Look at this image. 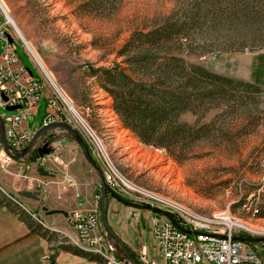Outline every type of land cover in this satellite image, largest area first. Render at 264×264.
<instances>
[{
    "label": "rangeland",
    "instance_id": "1",
    "mask_svg": "<svg viewBox=\"0 0 264 264\" xmlns=\"http://www.w3.org/2000/svg\"><path fill=\"white\" fill-rule=\"evenodd\" d=\"M86 2L0 0V21H8V29L15 37V54L24 67L34 77L40 75L49 89L56 86L82 114L78 124L100 158V164L93 159L94 162L100 171V166L105 167L120 189L132 198L119 197L135 204L138 203L133 198L163 204L173 213L193 219L226 215L245 227L243 235L264 237V88L238 87L240 91L233 94L236 99L232 101L216 96L205 114L202 111L183 114L182 121L210 128L187 159L177 163L164 150L143 146L130 131L122 128L112 110L111 98L100 87L102 79L96 75L100 69L115 64L125 68L118 52L130 35L170 18L187 22L190 27L167 53L242 81L245 80L239 74L244 72L247 61L257 56L262 65L258 77L264 80V0H249L259 15L253 22L233 19L228 0H217L214 10L204 0ZM202 7L204 12H208L206 7L210 9L207 17H198ZM2 46L0 42V53ZM154 53L158 57L166 54L165 51ZM45 110L43 101L37 115L31 116L30 127L34 132L41 128ZM11 113L0 107V116ZM81 139L91 155L86 141ZM94 205L100 216V230H105L103 210L112 232L107 219V196L101 204L98 198ZM146 224L150 231L149 217ZM109 236L120 254V245ZM53 239L48 261L58 242L69 240L62 235H54ZM74 241L80 244L77 236ZM145 245L149 254L157 257L152 236L145 238ZM125 250L129 251L126 247ZM257 250L264 259V242L258 243ZM141 251L142 248L137 253L129 251L133 263L145 264ZM121 260L132 264L125 256Z\"/></svg>",
    "mask_w": 264,
    "mask_h": 264
},
{
    "label": "built area",
    "instance_id": "2",
    "mask_svg": "<svg viewBox=\"0 0 264 264\" xmlns=\"http://www.w3.org/2000/svg\"><path fill=\"white\" fill-rule=\"evenodd\" d=\"M8 25V21H0V42L3 43L0 53V107L17 108L10 111L12 113L9 115L0 116L8 146L5 148L0 139V168L16 162L19 171L25 172L23 177L27 181V190L41 193L50 183V178L41 176L36 171L35 176H31L29 172L36 170L38 166H43L44 169L53 166L61 177V190H66L67 187L75 185L71 171L76 162L75 152L66 158L63 151H54L36 163L14 158L15 154L21 152L34 137L24 124L35 114L41 99L44 97L47 100V116L43 126L54 123L66 124L86 141L93 159L98 164L99 155L93 150L91 142L87 141V135L78 124L82 114L74 109L56 86L49 89V84H46L40 75L34 77L32 73L29 74L28 69L18 60L13 44L15 37L12 30L8 29ZM100 168L103 182L111 192L120 197L132 198L126 191L120 189L105 167ZM134 199L137 198H133V202L166 212L174 220L173 222L166 216L151 214L150 232L157 247L159 260L148 261L147 251L142 248L141 259L145 264H264V259L257 250L258 243L244 240L251 238L243 235L245 227H240V224L231 220L229 216L192 219L183 213H173L172 210L164 208L163 204ZM68 222L80 243L97 248V255L107 254L110 264H124L125 261L117 258L100 230V216L96 205L89 209L74 210L69 214Z\"/></svg>",
    "mask_w": 264,
    "mask_h": 264
},
{
    "label": "trees",
    "instance_id": "3",
    "mask_svg": "<svg viewBox=\"0 0 264 264\" xmlns=\"http://www.w3.org/2000/svg\"><path fill=\"white\" fill-rule=\"evenodd\" d=\"M105 1L106 4L111 3L110 0ZM204 1L213 10L217 6V0ZM228 1L233 19L243 18L253 22L256 17L259 18L258 11H254L249 0ZM203 9L199 8L198 17H207L210 9L205 8L208 12ZM188 27L190 25L187 22L168 18L149 30L134 32L118 52V57L124 59L126 67L115 64L96 73L102 79L100 87L112 100V110L118 116L122 128L130 131L143 146L164 150L177 163L187 159L193 147L204 140L210 128L208 125L199 127L182 121L183 114L195 115L200 111L205 114L216 96L229 102L236 99L233 94L240 91L238 87L246 89L255 86L221 76L167 53L177 38L187 34ZM161 51L166 52L162 57L154 53ZM0 205L14 212L32 233L46 239L48 243L53 242L54 234L18 205L4 197L0 198ZM102 234L113 248L115 244L107 231L102 229ZM60 251L105 264L98 255L64 244L57 245V250L49 257V264ZM113 251L117 258H124L117 248ZM126 252L131 259L132 255L128 250Z\"/></svg>",
    "mask_w": 264,
    "mask_h": 264
},
{
    "label": "crops",
    "instance_id": "4",
    "mask_svg": "<svg viewBox=\"0 0 264 264\" xmlns=\"http://www.w3.org/2000/svg\"><path fill=\"white\" fill-rule=\"evenodd\" d=\"M246 65L247 67L244 72L242 71L239 74V77L249 83L264 88V80L258 77L262 65L259 63L257 56L250 58ZM43 101H45L46 110L41 122V128L47 116V100L44 97L41 99L33 115H37V111ZM30 119L31 117L24 124V127L35 135L39 129L34 132V129L30 127ZM52 133L60 137V140L54 144L55 152L63 151L66 158L70 157L72 152H75L76 162L71 168L75 185L67 187L66 190H61L60 175L54 170L53 166H47L46 170L49 172L52 171L55 176L53 178L49 177L50 183L40 193L39 200L36 201L20 197L18 193L27 190V181L23 177L25 172L19 171L16 162H11L5 168H0V198L4 197L18 205L33 220L40 223L54 235H62L69 240H75V231L68 222L69 214L77 209L91 208L97 202L98 198L101 204L103 202L102 198L107 196V219L115 237L124 247L133 253H137L141 248H145L148 257L150 254L145 245V238L151 236V233L146 223L148 217L150 219L152 212L123 204L113 198L108 191L103 193L99 173L86 161L84 155L80 152V148H78L79 146L70 142L66 138L65 132L61 129H54L47 132V134ZM44 138L45 136L37 144L41 143ZM35 171L32 170L29 174L35 176ZM42 207H46L47 210H61L67 215H48L42 211ZM69 240L68 243L59 241L58 245L73 246L71 243L69 244ZM72 242L76 247L97 255L87 245H84V243L78 244V242ZM53 244L54 242L48 243L46 239L32 233L14 212L0 205V264H49L46 258L53 251L50 248ZM118 244L120 245L119 242ZM155 248L157 249L156 245ZM112 249L116 250V247L113 246ZM121 250L123 256H125L122 247ZM157 260H159L158 251L157 257H153L152 255L149 257V261ZM51 264H103V262L89 261L69 252L60 251Z\"/></svg>",
    "mask_w": 264,
    "mask_h": 264
},
{
    "label": "water",
    "instance_id": "5",
    "mask_svg": "<svg viewBox=\"0 0 264 264\" xmlns=\"http://www.w3.org/2000/svg\"><path fill=\"white\" fill-rule=\"evenodd\" d=\"M12 39L9 37V41H11ZM29 74H31V72L28 70ZM5 99V98H4ZM17 107L13 106V107H6V111H13L15 110ZM54 129H61L63 130L65 133H67L73 140L74 142L80 147L82 154L84 155L86 161L91 165L92 168H94L100 175V178L102 180V187H103V193H105L106 191H109L111 193V195L118 201H120L123 204L132 206V207H136V208H144L147 210H152L158 214H163L165 216H167L168 218H170L173 222V218L167 214L166 212H163L161 210H157V209H153L149 206L146 205H139V204H135V203H131L128 202L122 198H120L119 196H117L115 193L111 192L106 184L103 182V177H102V172L100 171V169L98 168V166L96 165V163L94 162L93 158L91 157L86 145L84 144L83 140L81 139V137L78 135L77 132H75L72 128H70L69 126H67L66 124H62V123H54L48 126H43L41 129H39L32 141L19 153H16L14 158L15 160H20V159H26L28 162L30 163H36L37 160L44 158L45 156L53 153L55 151V147L54 144L55 142L60 140V137L56 136V134H47V132L54 130ZM47 134V135H46ZM45 136L44 139H42L41 143L37 144L39 142V140ZM0 139L4 145L5 148H8L5 138H4V128H3V124L0 121ZM36 172L44 177H51L53 178L55 176L54 173L49 172L48 170L44 169L43 166H38L36 168ZM18 195L20 197L23 198H27V199H33L38 201L39 200V192H30L28 190H24L22 192H19ZM103 199V198H102ZM42 211H44L46 214L48 215H52V214H63V215H67L66 213L62 212L61 210H47L46 207H42ZM102 214H103V223L104 226L106 228V230L108 231V233L113 236L121 245L126 258L128 260L129 263L135 264L133 263V261L128 257L127 252L125 250V247L122 245V243L115 237V235L110 231V229L108 228L107 224H106V219H105V214L104 211L102 210ZM244 240L248 241V242H252V243H261L264 242V238H245Z\"/></svg>",
    "mask_w": 264,
    "mask_h": 264
},
{
    "label": "bare ground",
    "instance_id": "6",
    "mask_svg": "<svg viewBox=\"0 0 264 264\" xmlns=\"http://www.w3.org/2000/svg\"><path fill=\"white\" fill-rule=\"evenodd\" d=\"M80 148V147H79ZM81 150V149H80ZM91 166V165H90ZM94 169V168H93ZM95 170V169H94ZM103 177V176H102ZM101 182H102V180H101ZM109 192V191H108ZM111 194V193H110ZM117 195V194H116ZM112 196V195H111ZM118 196V195H117ZM113 197V196H112ZM114 198V197H113ZM156 203V202H155ZM139 208V207H138ZM141 209H144V208H141ZM145 210H147V209H145ZM148 211H150V212H152V214H156V215H163V214H158V213H156V212H154V211H152V210H148ZM163 216H165V215H163ZM167 217V216H166ZM190 217V216H189ZM195 218H196V216H195ZM170 219V218H169ZM193 219V218H192ZM171 220V219H170ZM172 221V220H171ZM88 248H90L94 253H96L97 254V248H94V247H92V246H88ZM104 261H105V263L106 264H110L109 262H108V259H107V254H98Z\"/></svg>",
    "mask_w": 264,
    "mask_h": 264
}]
</instances>
